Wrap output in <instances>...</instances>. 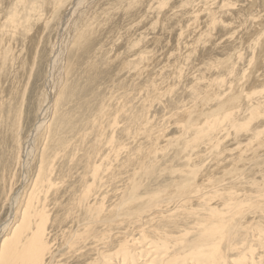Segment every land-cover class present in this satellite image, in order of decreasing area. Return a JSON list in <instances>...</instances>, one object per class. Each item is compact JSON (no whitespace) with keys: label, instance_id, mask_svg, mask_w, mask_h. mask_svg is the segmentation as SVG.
I'll use <instances>...</instances> for the list:
<instances>
[{"label":"bare ground","instance_id":"bare-ground-1","mask_svg":"<svg viewBox=\"0 0 264 264\" xmlns=\"http://www.w3.org/2000/svg\"><path fill=\"white\" fill-rule=\"evenodd\" d=\"M15 1L0 3V217L7 208L0 264H108L112 257L119 264H264V159L228 183L224 175L213 181L207 173V160L217 164L264 142L261 131L218 144L224 124L235 126L236 112L202 116L203 126L187 132L184 148L153 174L156 182L166 176L157 196H168L134 204L146 154L155 160L171 154L149 123L151 103L179 119L191 107L199 106V114L206 109L208 98L199 96L218 99L220 107L257 87L249 104L259 101L261 113L252 117L263 116L264 35L255 43L261 49H253L247 68L238 71L241 84L231 76L236 68L227 67L221 77L215 63L257 32L264 0L247 19L234 17L241 9L234 0H75L63 6L44 55V100L20 145L13 128L9 133L40 43L41 23L32 24L42 15L39 4ZM44 2L54 10L53 0ZM23 11L29 12L25 28L18 21ZM161 63L153 72L156 86L147 88L143 67ZM78 65L79 73L104 77L75 96L67 85ZM168 65L167 77H177L188 94L177 92L164 104L150 97L162 96L157 82ZM173 88H166L168 96Z\"/></svg>","mask_w":264,"mask_h":264},{"label":"rangeland","instance_id":"rangeland-1","mask_svg":"<svg viewBox=\"0 0 264 264\" xmlns=\"http://www.w3.org/2000/svg\"><path fill=\"white\" fill-rule=\"evenodd\" d=\"M27 1H28V4H27L28 6H30L33 3L40 5L39 14L42 16L38 17L39 19L37 18L38 20H36V22L33 23L32 26H35V24L37 26V25H40V23H41V25L38 28L41 31V35L39 37L40 43L38 45V48L35 50V53L33 56L32 65H31L30 69H28V74L25 75V80L23 82V85L21 84L22 85V92L20 95L18 94V96L15 100L17 102L16 106L14 107L15 108V118L13 120V123H11V131L9 134H11L12 128H13V132H15L16 135H18L19 145L23 144L25 142L29 133H31V130L35 126L37 119H38L37 115H38V111H39V105L42 101V98L44 100V93L46 92L45 88H44V86H45L44 80L46 78V70H47V68L44 64V55H45V52L48 51L50 43H51L52 38L54 36V29H55L54 26H55L56 21L58 20V17L61 15V13H59L60 8H62L63 6L65 7V5H66V7L71 6V3L74 2L75 0H53V4H55L54 10L47 9L44 6L45 5L44 0H27ZM98 1H100V0H93V2H95V3ZM234 1L239 2L240 6H241V9L239 8L240 10H237L235 13V16H234L237 19H241V16H243L244 19H247L249 16H252L253 14H255L257 12V9H259L263 5L262 0H234ZM0 3H1V0H0ZM13 6H16L15 0H13ZM250 6H251V8H250ZM25 12L23 11L21 13L23 15H20L18 17V21L19 20L22 21V22L19 21L21 23L22 28H25L26 24L28 22L29 12L28 11H25ZM218 13L219 12H216V14H218ZM9 14H7V15H9ZM258 24H259V26L261 25L260 26L261 28L258 27V30L256 33L254 32V29H253L252 32H254V34L253 33H252L253 35L250 34V36H252V37L249 36V42L246 43L247 45L245 44L244 46H242V48H241L242 52L240 50V47H241L240 44L233 45L230 48L231 50L229 49V52L225 53L226 57H225V55L221 56V58H223L224 61H223V59H220V60L218 59L219 61L217 60L218 62L215 63L216 72L218 74L217 76L222 77V75L225 72H227L228 70H230L232 68H236L237 72L233 73L231 76H234V79L237 81L239 79L240 84H241V78L242 77L239 76L238 73L241 72V70L243 68H247V63H248L249 58L251 57L252 50L253 49L260 50L261 49L259 44L255 45V43H257V41L259 40L260 37L263 38L262 34L264 35V17L261 18V21ZM258 33H259V36H258ZM252 46H254V47H252ZM152 49H154V48H152ZM232 49H234L238 52L240 51V53L234 51V52H236L235 53L236 55H235L233 53ZM248 49H249V52L247 53L246 51H248ZM227 53H230V54L232 53V54L230 56L229 54L227 55ZM226 58H227V60H225ZM244 58H246L245 59L246 61L244 60ZM221 60H222V62H220ZM237 60H239V61H237ZM219 62H220V64H219ZM236 62H237L238 66L235 65ZM217 63L219 65H216ZM78 66L80 67V65H78ZM164 66L165 65L163 63H161L160 68L154 64H152V66L148 65V68H147V66H145L146 68L143 67V71H146V75H143L140 78H147V88L156 86L155 80L153 78V72H157L158 70L162 69L161 67H164ZM218 66H220V67H218ZM227 67H230V68H227ZM150 68H152V69H150ZM219 68H220V70L218 72L217 70ZM226 68L228 69L227 71H225ZM240 68H242V69H240ZM75 69H78V70H75V72L72 75V76H74L72 78L75 81L70 76L69 78H71V81L69 79V84L67 85L69 87V88L67 87V91L69 92L70 88H71L74 91L75 96H77L80 92L85 91L86 86L89 85V82L95 83L94 87H96L99 83L103 82L104 74L99 73L96 76H94V75L88 76V75L82 74V72L81 73L78 72L81 69V67L75 68ZM153 69H154V71H153ZM183 69H186V68H183ZM163 70L165 71V77H164L165 79H163V76H162V78L160 77L161 79L158 80V82L160 84L158 82H157V84L164 91L167 90L166 88H173L172 86H174L175 87V88H173L174 93L172 92V94H170V96H168L169 94L166 91L165 92L163 91L162 94H160L162 96H156V95L152 94V96L150 97L151 100H153V101L163 100L164 101L163 103L165 104V103L169 102V100H170L169 98H176L179 95V93H180L179 97H181L184 94V92H186L188 94V90L186 88H180V86L178 85V80H177L178 78L177 77H175L176 80H170L172 78L167 77L168 72L172 70L171 66L168 65L165 68H163ZM239 74L241 75V73H239ZM81 75H83V76H81ZM197 77L199 78V75L194 76L195 79ZM221 77H219V78H221ZM189 78L190 77H188L187 79H189ZM194 78H193V80H194ZM167 80H169V81H167ZM259 81L264 82V77H261L259 79ZM173 82H175V83H173ZM175 85H178V86H175ZM162 86H163V88H162ZM259 86H264V84L261 83ZM183 89L185 91H183ZM240 89H241V85H240V88L238 90H240ZM256 90H257V87L254 89V91H256ZM254 91L249 95H245V94L243 95V93L240 91L241 93H239V95L236 94L233 97L231 96L232 98L229 99L228 102L221 105V106H223V108L221 106L219 107L220 104H219L218 99L216 100L212 97L209 98V97L199 96V100L201 99V101H205L208 98V100H207L208 104L206 105V109L201 114H199L196 111L197 108H199V106L198 107L195 106L193 108L191 107L190 112H188L186 115H179V119H178V117H171L170 116L171 114H169L168 112L165 113L166 111L163 109V106H161L162 104L151 103L150 104L151 106L148 109L149 123L151 124L153 130L160 134V137H161L160 143L161 144L160 143L159 144L161 146L165 147L166 150L169 151L168 153H171V154L168 155V157L159 156L157 159L158 161L154 159L153 154L151 152L146 154V156H148V158H147L148 161L146 163L147 171L145 169V170L138 173V180L136 182V184L139 187L136 191L137 192L136 196L138 199L134 202V204H142L144 202L157 200L159 197L166 198L168 196L166 194L161 195V196H157L159 191L161 190V186L164 184V182L167 181L166 176H162L163 178L162 177L157 178V182H156V178L153 176V174L155 172L159 174L158 169L160 168V165L165 164L167 161H169L173 156H175L177 154L179 149L184 148L183 144L185 143V137L188 134L187 132H195L198 130V128L202 127L203 126V122H202L203 119L202 118L205 117L208 119H216L223 113H232L233 114L234 112H236L238 114L237 122L233 123V125H235L233 128H229L232 126V124L230 125L228 123L224 124V126H223V129L225 130V132H223L218 139V144H221L223 146H229L231 144V141H233L235 139V137L241 135V133L252 132V133H255L256 135H258L261 131H264V129H263L264 128V114H263V116L259 115V117L255 118V119H253V117H252V113H255V114L261 113V110L258 108V106L260 104L259 101H257L256 107H255V104L252 102H251V104H249V101H251L249 99H251L253 97V94L255 93ZM177 92H179V93H177ZM76 93H78V94H76ZM166 93H167V96H166ZM181 93H182V95H181ZM202 97H203V99H202ZM262 98H263L262 99V102H263L262 112L264 113V95ZM131 99L133 100V97ZM198 102H200V101H198ZM72 104L73 103L71 102L70 106L64 108L65 113H67V114L69 113V110H70V107ZM252 105L254 107H252ZM62 113H63L62 111H61V114L59 113L58 119L62 118ZM65 113H63V114H65ZM202 116H204V117H202ZM172 119H174V120L171 121ZM180 120H181V122H180ZM250 120H251V122H250ZM177 121H179V122H177ZM226 127H227L228 131L226 130ZM230 129H231V131H230ZM9 134L5 136L6 140H8V141L10 138ZM166 145L169 147L170 150L167 149L168 147ZM255 145H254L255 146L254 149H252L250 151L247 150L242 154L240 152L238 155L232 157L231 159L227 158L223 162H219L217 164L213 163L212 160H207V162H206L207 168H208L207 173H208L209 177L212 178V180L214 181V180L218 179L220 176L224 175V180H225L224 183H228L231 180L233 181L237 174L242 175L245 172H247L248 170H250L252 161H255L258 159H264V157H263L264 156V142L263 143L257 142V143H255ZM235 159L237 160V162ZM250 159H252V160L250 161ZM236 163H237V165H236ZM35 165H37V161H35ZM235 165H236V167H234ZM145 174H147V175H145ZM160 179L162 180L161 183H160V181H161ZM158 181H159V185H158ZM142 201H144V202H142ZM6 217H7V208H4V210L2 211L1 217H0V225L5 221ZM134 235L136 237L135 239L139 238L138 236H136V233H134ZM109 260L110 261L108 262V264H119L118 260H116L114 257L110 258ZM146 263L148 264V262L146 260H140V264H146ZM136 264H139V263L137 262Z\"/></svg>","mask_w":264,"mask_h":264}]
</instances>
